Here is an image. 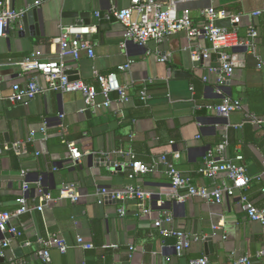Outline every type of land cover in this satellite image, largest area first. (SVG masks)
Here are the masks:
<instances>
[{"label": "crops", "instance_id": "crops-1", "mask_svg": "<svg viewBox=\"0 0 264 264\" xmlns=\"http://www.w3.org/2000/svg\"><path fill=\"white\" fill-rule=\"evenodd\" d=\"M4 1L14 9H23L39 0ZM129 5L128 0H49L37 8L38 31L20 37L21 29L13 25L7 37L0 38V142L10 149L0 155V212L19 208L16 200L24 195V183L29 185V198L38 196V182L53 198L69 184H75L80 195L78 202L55 201L44 212L33 210L13 219L11 224L24 225L25 232L21 238L13 239L0 264H46L38 256L37 241L47 234L59 236L69 246L65 254L51 248L48 264H189L204 256L212 264H235L243 257H249L252 264H264V258L256 257L264 249V226L248 218L238 198H227L219 205L197 198L178 203L171 199L172 186L160 163L162 156L172 159L179 152L181 158L176 165L180 172L196 185H208L210 181L199 169L207 151L227 139L229 145L222 159L244 156L251 179L246 194L258 208H264V131L246 123L247 113L264 117V69H257L258 58L264 57V13L257 18L251 15L264 11V0H202L179 6L180 13L194 23H200L202 11L210 7L243 13L239 25L230 23L227 28L236 33L225 48L231 55L248 40L251 29L258 32L253 47L243 44L248 47L244 66L235 68V74L224 85L217 80L220 72L209 71L220 68V63L207 40H191L179 33L160 45L149 41L146 46L127 43L122 47L125 28L115 20L98 19L95 14L103 16L113 8ZM69 26L95 28L86 36L95 57L83 53L79 60H66L71 79L99 88L94 70L103 74L116 72L121 85L127 88L130 102L122 104L116 92L111 94L109 108L86 109L80 93H48L28 106L5 101L16 83L26 84L38 75L22 71L16 62L37 50L44 60L56 59L59 48L51 40ZM192 51H207L211 57L194 62ZM161 57L168 61L161 62ZM128 64V70H119ZM145 86L151 97L148 101L140 98ZM225 97L240 100L244 110L229 118L194 110L196 103L219 104ZM104 101L101 95L96 98L97 105ZM131 109L142 117L130 125L126 115ZM87 110H91L90 116L85 114ZM170 136L179 142L170 144ZM21 142L23 148H14ZM133 142L138 145L140 157L147 160L145 163H160L154 172L140 174L134 181L128 178L127 170H113L115 162H125L123 157L107 161L93 156L103 151H128ZM44 144L51 162L43 151ZM68 144H74L83 154L80 161L72 160ZM221 181L229 183L226 176H221L218 182ZM130 183L151 195L146 202L149 214L137 213L134 204L129 203L127 215L120 217L119 203H98L97 187L115 191ZM35 205L30 202L31 207ZM166 214L173 220L167 227L202 239L182 256L176 251V239H163L156 226ZM3 239L0 234V243ZM79 239L91 248L81 246ZM27 242L32 245L26 246Z\"/></svg>", "mask_w": 264, "mask_h": 264}, {"label": "built area", "instance_id": "built-area-1", "mask_svg": "<svg viewBox=\"0 0 264 264\" xmlns=\"http://www.w3.org/2000/svg\"><path fill=\"white\" fill-rule=\"evenodd\" d=\"M49 0H39L33 5H29L23 9H14L9 2L0 0V38L7 37L11 27L18 25L22 30V19L31 10L40 8ZM129 7L117 9L113 8L109 13L101 15L96 13V17L101 20H115L125 28L124 43H134L140 46H146L149 41L162 44L175 34L183 33L187 38L204 39L211 43L212 51L218 55L220 68H210L211 74H219L218 83L224 85L234 74L235 67L232 62V55L225 48L231 45L232 38L236 33L229 29L217 26V22L228 20L231 25H239L242 21L243 13L232 12L228 10H217L210 7L202 11V21L194 23L191 19L180 13L179 6L185 3L200 2L202 0H128ZM264 11H257L251 14L254 18L261 16ZM95 28L84 26H69L63 28L58 38L51 40V44L58 46V56L54 60H44L41 51H35L31 56L16 62V66L22 71H35L38 75L26 84L16 83L12 87L9 96L5 98L9 104L17 106H28L32 101L41 95L48 93H80L83 96L86 109L95 107L111 106V94L118 93L120 102L128 104L130 97L127 88L122 86L116 72L103 74L98 70H94V76L99 84V88L95 85H87L81 80H72L67 69V59L79 60L83 53L89 58L95 57L92 44L86 39ZM258 37V32L251 29L248 40L241 43L253 47L254 40ZM192 59L194 62L208 61L211 57L209 52L192 51ZM160 61L165 63L167 57H161ZM130 68V64L119 67L120 71ZM257 69H264V57H259L257 61ZM208 79L205 77L204 81ZM152 83V82H150ZM194 89H192L193 91ZM218 94L221 95L219 91ZM101 95L104 98L103 105L96 104V98ZM142 101L150 100L148 88L145 86L140 91ZM196 112L206 111L214 116L229 118L233 113L244 110V105L240 100L225 97L219 104H195ZM246 123L260 128L264 131V117L255 114H246ZM43 135L47 138L46 129H43ZM34 136V134L32 135ZM229 145L226 139L218 146L207 151L203 166L199 169V173L207 178L210 183L208 185H196L192 178L184 176L178 169L176 162L181 158L179 152L174 153L173 158L169 159L164 155L160 159V163L165 167V173L170 180L172 186L171 199L185 204L188 200L197 198L208 204L219 205L227 198H238L242 210L246 213L252 222H258L264 226V208H258L253 200L246 194L251 179L247 173V167L244 162L243 155H237L234 160H223L222 156ZM24 144L18 143L14 148H23ZM13 148V149H14ZM67 148L70 157L75 162L82 159L83 154L74 144H68ZM12 149V148H11ZM9 148L2 146L0 142V155H3ZM38 155H41L38 153ZM99 159L110 161L112 157L120 156L125 159L124 163L115 162L113 164L114 171L121 169L129 172L128 178L134 181L140 174L154 172L159 161L153 160L151 163H143L136 160V156L132 149L111 150L94 153ZM221 176H226V181L218 182ZM183 191V193H182ZM24 195L17 199L16 203L19 208L15 212H0V234L4 237L0 243V260L5 258V250L12 244L14 238H21L24 235L25 227H17L11 224L13 219L19 218L33 210L44 212V210L55 201L70 200L78 202L80 195L75 184L64 186L58 197L53 198L48 194L42 184L38 182L36 192L38 196L32 200L34 207L30 206L28 194L30 193L29 185L23 184ZM264 192V189H263ZM95 195L98 197L99 204L106 201L119 203L117 210L120 217H124L128 213V204L133 203L136 212L142 215L150 213L146 202L151 195L141 186L130 183L120 190H109L105 187H97ZM172 217L166 214L157 220L156 226L160 229L163 239H176V251L182 256L194 242L202 240L197 235L188 234L180 230H174L167 227L172 223ZM40 246L38 256L46 264L51 262L50 249L57 248L62 254L69 249L66 242L57 235L47 234L45 238L37 241ZM79 244L84 248H91L79 239ZM32 245L27 242L26 246ZM258 259L264 258V249L256 255ZM132 256H130V259ZM26 264V263H23ZM130 264V262L125 263ZM189 264H212L206 256L193 259ZM235 264H252L249 257L238 259Z\"/></svg>", "mask_w": 264, "mask_h": 264}, {"label": "water", "instance_id": "water-1", "mask_svg": "<svg viewBox=\"0 0 264 264\" xmlns=\"http://www.w3.org/2000/svg\"><path fill=\"white\" fill-rule=\"evenodd\" d=\"M81 17H83V15H81ZM39 22H40V17H39V13L37 11V9H33L31 11H29L22 19V24H23V29L20 30L19 32V36L20 37H25L28 36L30 34V32L32 33L33 31H38L39 29ZM217 26L219 27H224V28H228L230 27V22L228 20H224V21H219L217 22ZM248 53V47L247 46H240L235 48L234 50V54L232 55V62L235 68L239 67V66H244V62L246 59V55ZM85 114L87 116H90L92 114L91 110H87L85 112ZM43 151L46 154L47 159L49 160V162H51L50 157L47 154V149H46V145H43ZM52 169L53 166H51Z\"/></svg>", "mask_w": 264, "mask_h": 264}, {"label": "trees", "instance_id": "trees-1", "mask_svg": "<svg viewBox=\"0 0 264 264\" xmlns=\"http://www.w3.org/2000/svg\"><path fill=\"white\" fill-rule=\"evenodd\" d=\"M199 104H201V103H199ZM143 106H145V103L144 102H142V106L141 107H143ZM126 117L130 120V125L134 122V121H136V120H138V119H140L142 116L139 114V113H137L136 111H133V109H131V110H127V115H126ZM172 136V135H171ZM168 137V139L167 140H169V142H170V144H175V143H177V142H179V139L177 138V137ZM138 145H137V143H135V142H133L132 143V150H133V152H134V154H135V156H136V160L137 161H140V162H143V163H145L147 160H145V159H142L141 157H140V153L138 152ZM23 195V194H22ZM22 195L20 196V197H22ZM19 197V198H20ZM19 198H17V199H19ZM36 198V196L35 197H28V199H29V201L31 202L33 199H35ZM17 201V200H16Z\"/></svg>", "mask_w": 264, "mask_h": 264}]
</instances>
